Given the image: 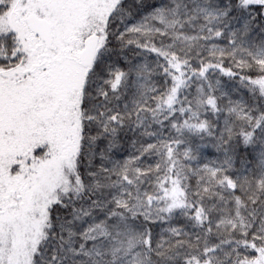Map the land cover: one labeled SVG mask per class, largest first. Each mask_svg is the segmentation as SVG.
<instances>
[{
    "label": "snow or ice",
    "instance_id": "obj_1",
    "mask_svg": "<svg viewBox=\"0 0 264 264\" xmlns=\"http://www.w3.org/2000/svg\"><path fill=\"white\" fill-rule=\"evenodd\" d=\"M0 264H264V0H0Z\"/></svg>",
    "mask_w": 264,
    "mask_h": 264
}]
</instances>
